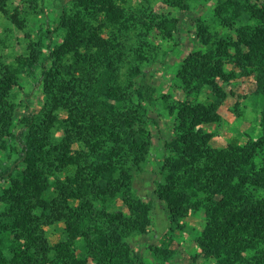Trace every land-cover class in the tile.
Returning a JSON list of instances; mask_svg holds the SVG:
<instances>
[{
  "label": "trees",
  "instance_id": "trees-1",
  "mask_svg": "<svg viewBox=\"0 0 264 264\" xmlns=\"http://www.w3.org/2000/svg\"><path fill=\"white\" fill-rule=\"evenodd\" d=\"M166 2L179 9L188 6L187 0ZM68 4L53 23L52 31L62 39L50 56L40 59L38 41L12 61L0 55V138H15L16 148L12 166L0 170V191L1 182H10L0 194V201L8 204L0 214V233L14 235L9 245L0 238V264H144L127 238L145 230L142 220L150 211L135 187L150 146L142 118L146 114L156 122L151 115L154 88L144 81L139 65L129 69L127 84L112 77V47L101 35L107 23L99 14L107 12L110 22L120 23L122 11L114 0ZM248 8L254 23L239 27L236 40L218 39L215 48L192 51L182 59L176 76L187 95L204 85L217 91L216 80L225 77L223 67L230 60L228 44L234 46L236 60L264 72V2ZM16 26L20 30L24 23L17 21ZM34 66L43 68L44 99L37 111H22L24 122L14 133L17 105L12 92L19 88L20 75ZM261 85L264 91L262 80ZM167 108L175 113L173 136L163 143L160 177L149 201L164 204L171 219L202 210L197 242L206 258L218 264H264V159L259 167L254 161L264 136L243 146L212 148L210 135L199 127L218 119L214 103L179 100ZM52 167L68 170L55 179L47 198L51 190L46 175ZM114 197L125 212L107 211L105 204ZM59 221L66 240L49 245L44 227ZM248 252L253 255L247 257Z\"/></svg>",
  "mask_w": 264,
  "mask_h": 264
},
{
  "label": "rangeland",
  "instance_id": "rangeland-1",
  "mask_svg": "<svg viewBox=\"0 0 264 264\" xmlns=\"http://www.w3.org/2000/svg\"><path fill=\"white\" fill-rule=\"evenodd\" d=\"M166 1L114 0L122 11L120 23L110 22L111 16L107 12L99 14V20L104 19L107 23L101 35L107 38L109 47H112L109 60L113 63L111 74L114 80L127 84L129 69L139 65L142 76L145 74L144 81L154 88L153 97L156 99L155 110L151 113L156 122H152L146 114L142 118L150 146L135 187L144 195L141 200L150 203V211L142 220L145 230L131 232L127 242L144 264H218L202 254L197 242L204 224L202 210H192L183 217L171 219L165 205L150 202L149 194L154 189L155 180L160 177L157 166L165 153L163 143L173 136L175 113L169 112L168 104L173 106L179 100L214 103L218 119L199 127L210 135L208 143L212 148L243 146L264 136V91L261 90L264 72L257 65L250 66L236 60L238 55L232 44L227 45L230 60L223 67L225 77L216 80L217 91L210 85H204L197 93L187 95L176 76L182 59L189 52L215 48L218 39L227 42L236 40L239 27L254 23L248 7L253 4L260 6L264 0H187L188 6L184 9L169 5ZM221 1L224 4L218 9ZM64 4H68V0H0V55H3V59L7 57L6 60L12 61L20 53L28 54L29 45L37 41L40 59L50 56L54 44H59L62 39L61 33L52 31V26ZM68 5L72 6V3ZM12 15H16V22L24 23V28H16V22L11 20ZM132 15L134 19L130 18ZM86 18L95 22L90 15ZM152 21H155V25ZM51 59L49 57L47 61ZM42 72L40 66L28 69L20 75L19 88L13 89L11 98L17 105L11 122L14 133L24 122L22 111H37L42 105ZM162 95L167 96L166 101ZM136 100L133 98L132 104ZM59 134L55 132L54 136L59 137ZM13 141V137L0 138V170L12 166L16 157ZM263 159L264 147L254 157L257 167L261 166ZM68 169L73 171L74 167ZM67 170L59 171L52 167L47 173L46 184L51 190L50 194H45L47 198L52 196L55 179L63 176ZM8 186L10 182H1L2 190ZM105 206L109 212L126 210L118 197L107 201ZM7 207L6 202L0 201V214ZM44 232L49 245L66 240L62 221L45 226ZM13 236L8 230L0 233L5 245H9ZM77 246L81 248V241ZM251 255L253 252L246 254L247 257ZM87 264L93 263L88 260Z\"/></svg>",
  "mask_w": 264,
  "mask_h": 264
}]
</instances>
